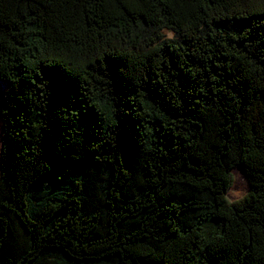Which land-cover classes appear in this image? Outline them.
I'll return each instance as SVG.
<instances>
[{
  "label": "trees",
  "instance_id": "obj_1",
  "mask_svg": "<svg viewBox=\"0 0 264 264\" xmlns=\"http://www.w3.org/2000/svg\"><path fill=\"white\" fill-rule=\"evenodd\" d=\"M0 78V264H264V0H0Z\"/></svg>",
  "mask_w": 264,
  "mask_h": 264
},
{
  "label": "rangeland",
  "instance_id": "obj_2",
  "mask_svg": "<svg viewBox=\"0 0 264 264\" xmlns=\"http://www.w3.org/2000/svg\"><path fill=\"white\" fill-rule=\"evenodd\" d=\"M166 37L172 38L173 35L169 32L165 33ZM7 88L6 82L0 78V152L2 149V119H1V108L4 103V94ZM1 164V162H0ZM231 175H232V185L230 189L226 192V197L229 201H234L237 200L241 197H243L249 189L248 181L247 178L244 174L243 168L238 165L235 166L231 170Z\"/></svg>",
  "mask_w": 264,
  "mask_h": 264
},
{
  "label": "water",
  "instance_id": "obj_3",
  "mask_svg": "<svg viewBox=\"0 0 264 264\" xmlns=\"http://www.w3.org/2000/svg\"><path fill=\"white\" fill-rule=\"evenodd\" d=\"M4 104V103H3ZM3 106V105H2ZM2 119V118H1Z\"/></svg>",
  "mask_w": 264,
  "mask_h": 264
}]
</instances>
